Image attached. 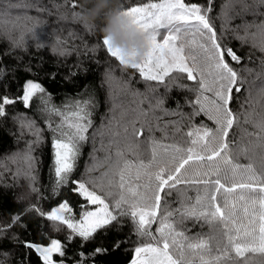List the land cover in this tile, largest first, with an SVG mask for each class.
<instances>
[{
  "label": "trees",
  "instance_id": "obj_1",
  "mask_svg": "<svg viewBox=\"0 0 264 264\" xmlns=\"http://www.w3.org/2000/svg\"><path fill=\"white\" fill-rule=\"evenodd\" d=\"M154 1L158 0H151ZM82 2L75 0L77 6L73 7V0H0V97L16 101L6 105L5 115L0 116V228L4 229L0 232V264H43L39 253L24 246L26 241L43 247L50 246L51 240H59L64 255H52L58 264H130L135 248L152 242L150 237L138 235L130 216H118L89 240H84L66 224L47 219V214L64 201L72 209L74 220L96 206L70 191L73 187L70 182L57 186L54 140L58 133L53 129L61 124L63 117L53 109L68 114L79 103L91 114L92 124L85 134L87 139L77 144L78 154L71 175L99 185L96 191L110 207L121 195L129 202L144 196L151 204L157 183L151 174L161 167L172 171L185 155L184 152L174 153L172 146H192L199 151L198 145L190 143L195 138V130L206 127L215 132L217 127L195 103L201 96L198 74L194 73L197 80H189L186 73H174L165 78L163 84L144 80L138 71L124 67L111 57L102 44L99 26L79 21L75 14ZM146 2L149 0H121V6L127 8ZM197 2L202 7L211 3L208 17L217 41L232 48L240 57L238 63L225 57L237 72L238 81H243L238 85L239 92L233 88L229 104L238 123L234 122L229 130L227 142L231 151L228 157L242 166L254 165L259 176L264 171V149L253 145L259 131L255 122L264 111V51L260 50L264 43L260 28L264 25V0ZM247 9H251L253 16L242 18V12ZM197 40L208 43L202 37ZM185 53L197 58L207 84L216 88L215 73L203 51L192 46L186 48ZM28 82L39 83L45 91L33 96L25 107L19 98ZM203 95L208 100L201 99V102L211 107L210 101L215 98L213 92ZM246 117L249 122H245ZM134 130L140 134L134 136ZM189 132L194 135L188 136ZM153 142L156 144L155 161H152ZM243 146L250 148L246 154L240 151ZM173 156L177 157L175 161ZM125 162L130 167L124 172L125 188L121 189L119 173ZM150 162L151 168H140L141 163ZM209 164L221 168L220 177L226 186L248 180V173L241 169L233 181L223 158L186 165V171L182 170L185 180L199 179L195 173L207 170ZM88 186L91 189V185ZM129 187L136 189L139 196L133 197ZM205 187L181 183L166 197L162 193L157 222L149 226L158 237L162 217L172 212L168 222L187 238L177 237V240L185 245V257L193 264L200 262L187 248L189 243L208 240L211 252L204 253L206 259L215 257L217 247L225 244L219 224L181 215L184 210L198 208L196 199L205 194ZM207 187L211 191L213 186ZM240 195L245 199L240 200ZM250 195L258 199L259 194L240 188L231 194L222 190L218 202L222 204L225 197L234 202L236 223H247L243 209ZM256 211H259L258 205ZM170 251L175 258L176 250ZM232 257L229 264H241L244 259L234 253ZM251 264H264V258L256 256Z\"/></svg>",
  "mask_w": 264,
  "mask_h": 264
},
{
  "label": "snow or ice",
  "instance_id": "obj_2",
  "mask_svg": "<svg viewBox=\"0 0 264 264\" xmlns=\"http://www.w3.org/2000/svg\"><path fill=\"white\" fill-rule=\"evenodd\" d=\"M77 6L73 0V7ZM124 9V15L128 16L132 23L144 33L145 39L150 47V51L142 63H128L119 49H114L110 41L103 37L102 44L106 47L107 52L111 57L115 58L121 65L127 68L135 69L140 76L146 81H157L161 84L165 82V78L172 77L176 74H187L189 80H197L201 96L197 98L195 103L200 105L199 111L204 112L209 116V119L215 121L217 127L215 132L211 128H198L195 130V138L191 140V145H198L200 150L195 147L181 148L180 146H172L174 153L184 152L185 155L179 158V162L168 172L166 168H159L151 175L154 176L156 183L155 190L152 194V203H147L144 196H139L136 189L129 187L128 191L133 197H138L131 202L123 195L110 207L105 198L98 194L96 185L92 181H81L72 177L75 167V159L78 154L77 144L85 141L89 127H91V114L86 111L85 106L79 103L76 104L75 110L68 114L59 112L56 109L52 111L63 117L60 125L53 129L58 133L54 140L55 148V176L57 186L67 185L69 182L73 185L70 189L82 197L88 204L97 205L95 210H86L82 217L74 222L73 217L67 218L60 213H71L67 201L59 204L58 207L52 209L47 214V219L52 221H60L67 225L69 229L78 234L84 240H89L93 237L98 229H102L109 225L112 221H116L117 217L130 216L137 227V233L141 236L150 237L152 242L143 244L135 248V259L131 264H193L192 260L186 259L183 249L185 245L177 240L187 239L183 232L176 230L172 223L168 222V218L172 216V212L162 217L159 226V236H154L149 228L153 223H156V217L159 214L161 206V194L166 197L171 190L176 189L181 183L203 184L205 185L204 195L198 196L196 199L197 207H193L181 212L182 216H194L197 219H203L209 224H219L223 229L225 244L223 247H217V255L211 259H206L204 253L211 252V247L208 240L200 239L195 243H189L187 248L194 255L199 257L200 264H229L232 261V253L236 257L244 258L241 264H251V261L256 256L264 258V171L257 176V169L254 165L249 164L242 166L238 163H233L228 157L231 151L230 143L227 142L229 130L233 127L234 122L238 123L237 116L229 108L232 100V91L235 87L236 91H240L239 84L243 81H238V74L230 65L231 61L240 60V57L233 51L232 48L222 46L217 41L216 31L210 22L208 13L211 12V3L207 7H202L197 0H158V2L143 3L138 6H129ZM261 34L264 35V25L260 26ZM161 30H166V34H162ZM191 36L190 40L186 37ZM197 37L204 38L208 43L200 42ZM198 47L205 54L207 61L211 62V68L215 73L214 84L218 86L211 88L206 82L203 71L197 63V58L193 55L185 53L188 47ZM260 50L264 51V43L260 45ZM191 61V63H189ZM210 75L212 73H209ZM44 88L36 82H28L24 90V94L19 98L23 101L25 107L29 106L32 97L37 93H44ZM212 91L214 99L210 101L211 107L206 106L201 102V99L208 100V97L203 93ZM264 91V90H262ZM16 101L7 97H0V116L5 115V106L11 105ZM259 120L255 122L258 128L256 134V142L253 146H259L264 149V111L259 114ZM245 122H249L245 118ZM31 126V125H30ZM67 129V130H65ZM140 134L136 130L133 135ZM192 137L193 132L187 133ZM219 140L217 144L216 141ZM251 143V142H250ZM167 151V148H165ZM250 150L248 146L241 147L240 151L247 153ZM118 155H121L118 153ZM217 158H223L228 170L232 173V179L235 181L240 170L243 169L248 173V180L233 182L226 186L222 183L219 166L209 164L207 170L197 171L196 176L199 179L185 180V175L182 170H185L186 165H190L193 161H209L214 162ZM31 158L29 157V160ZM156 159V144L153 142L152 161ZM176 156L172 157L175 161ZM130 165L125 162L123 169L120 171L121 189L125 188L124 172ZM152 163L145 165L140 164V168H151ZM186 171V170H185ZM214 177V178H213ZM227 179V172H225ZM139 179V175H137ZM88 185H91V189ZM208 185L213 186L209 191ZM237 188L247 190L250 194H259L258 199L249 196V201L244 206V213L248 217L247 223H236L235 208L236 204L230 202L226 197L221 204L218 202V195L223 192L231 194ZM240 200H244L245 196L240 195ZM249 204L251 211H249ZM127 205V207H123ZM259 206V211H256V206ZM35 210V209H34ZM4 231L0 228V232ZM24 246L35 250L42 258L43 264H58V261L52 259L53 253L64 255L62 246L59 240H51L50 246H40L32 242H24ZM175 249L177 255H172L170 249ZM97 252L105 251L96 249ZM141 254H144L141 257Z\"/></svg>",
  "mask_w": 264,
  "mask_h": 264
},
{
  "label": "clouds",
  "instance_id": "obj_3",
  "mask_svg": "<svg viewBox=\"0 0 264 264\" xmlns=\"http://www.w3.org/2000/svg\"><path fill=\"white\" fill-rule=\"evenodd\" d=\"M75 15L85 25L99 26L103 37L120 50L126 62L139 64L147 57L150 47L145 35L124 15L121 0H83Z\"/></svg>",
  "mask_w": 264,
  "mask_h": 264
},
{
  "label": "rangeland",
  "instance_id": "obj_4",
  "mask_svg": "<svg viewBox=\"0 0 264 264\" xmlns=\"http://www.w3.org/2000/svg\"><path fill=\"white\" fill-rule=\"evenodd\" d=\"M154 2H158V1H154ZM137 6H138V5H137ZM242 13H244L243 15H241L242 18L248 17V15H249V16L252 15V11H251V9H247V10L243 11ZM252 16H253V15H252ZM250 18H252V19L254 20L253 17H250ZM161 32H162V34H166V30H161ZM29 103H30V102H29ZM94 206H95V205H94ZM57 207H58V206H57ZM97 207H98V206L96 205L95 207L88 208L87 210H95ZM55 208H56V207H55ZM85 211H86V210H85ZM60 215H62L63 217L67 218V217L71 216V213L63 212V213H60ZM73 221L76 222V221H78V220H74V219H73ZM143 255H144V254H141V257H143ZM135 258H136V257H134V259H135ZM130 264H131V263H130Z\"/></svg>",
  "mask_w": 264,
  "mask_h": 264
}]
</instances>
